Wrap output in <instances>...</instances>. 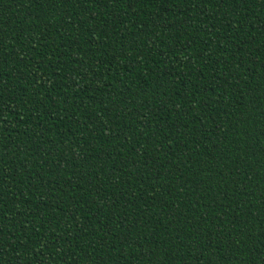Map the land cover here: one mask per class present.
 Instances as JSON below:
<instances>
[{
	"label": "trees",
	"instance_id": "1",
	"mask_svg": "<svg viewBox=\"0 0 264 264\" xmlns=\"http://www.w3.org/2000/svg\"><path fill=\"white\" fill-rule=\"evenodd\" d=\"M0 264H264V0H0Z\"/></svg>",
	"mask_w": 264,
	"mask_h": 264
}]
</instances>
